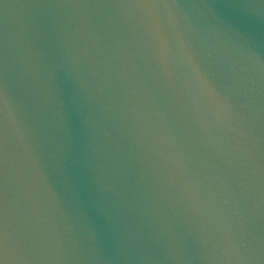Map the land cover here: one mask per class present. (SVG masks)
Segmentation results:
<instances>
[{"label": "water", "instance_id": "obj_1", "mask_svg": "<svg viewBox=\"0 0 264 264\" xmlns=\"http://www.w3.org/2000/svg\"><path fill=\"white\" fill-rule=\"evenodd\" d=\"M0 0L8 264H264V0Z\"/></svg>", "mask_w": 264, "mask_h": 264}, {"label": "snow or ice", "instance_id": "obj_2", "mask_svg": "<svg viewBox=\"0 0 264 264\" xmlns=\"http://www.w3.org/2000/svg\"><path fill=\"white\" fill-rule=\"evenodd\" d=\"M145 6H150L148 0H146ZM5 104H6V99L3 93L0 92V110H3ZM0 264H8L7 247L2 232H0Z\"/></svg>", "mask_w": 264, "mask_h": 264}, {"label": "clouds", "instance_id": "obj_3", "mask_svg": "<svg viewBox=\"0 0 264 264\" xmlns=\"http://www.w3.org/2000/svg\"><path fill=\"white\" fill-rule=\"evenodd\" d=\"M5 108H7V101H6V104H5Z\"/></svg>", "mask_w": 264, "mask_h": 264}]
</instances>
